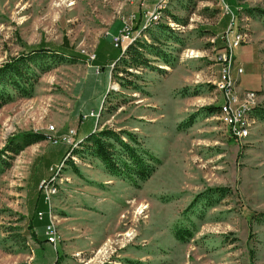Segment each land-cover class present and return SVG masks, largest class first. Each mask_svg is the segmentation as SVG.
Returning a JSON list of instances; mask_svg holds the SVG:
<instances>
[{"label": "rangeland", "instance_id": "1", "mask_svg": "<svg viewBox=\"0 0 264 264\" xmlns=\"http://www.w3.org/2000/svg\"><path fill=\"white\" fill-rule=\"evenodd\" d=\"M230 7L234 67L243 70L233 72L231 86L243 101L255 91L249 102L264 109V18L247 11L264 9V0H233ZM141 11L138 0H0V65L24 45L80 56L50 64L30 97L14 96L0 108V150L22 133L46 138L10 154L0 173V264H31L34 254L46 257L44 264L56 258L59 264H264V225L249 227L246 220L264 211V120L245 114L248 133L235 140L219 112L204 109L223 102L222 0H170L158 23L172 30L164 39L171 64L138 71L137 90L109 84L96 128L134 133L158 158L154 173L134 186L88 155L71 157L73 167L60 164L64 157L52 139L75 132L80 115L98 107L99 89L90 88L104 83L95 63L104 55L111 64L118 51L107 37L120 21L130 27ZM130 41L124 38L123 47ZM93 124L85 119L77 137ZM72 142L60 144L62 154ZM49 175L56 190L45 204L48 222L30 224L43 201L39 184ZM216 187L230 193L192 205ZM49 221L57 250L39 248L34 239L45 236ZM177 228L191 237L176 239Z\"/></svg>", "mask_w": 264, "mask_h": 264}, {"label": "trees", "instance_id": "2", "mask_svg": "<svg viewBox=\"0 0 264 264\" xmlns=\"http://www.w3.org/2000/svg\"><path fill=\"white\" fill-rule=\"evenodd\" d=\"M222 2L224 4L223 0ZM227 2L232 5L233 0H227ZM247 11L251 14L257 12L264 18V9H247ZM226 17L228 16L224 15L220 23H222ZM173 19L179 23L178 18L173 17ZM227 20L228 23H226L227 26L225 28L230 24L229 17ZM158 22L159 21H151L144 25L143 11L137 14L134 13L131 25L127 30L131 41L126 47H123V45L119 43L115 44L113 41L114 37L118 35L119 29L124 27L122 21H120L117 31L107 37L110 43L113 42L114 47H112L117 50L118 53L110 65L104 63V55L99 58V61H96L97 74L102 78L104 84L98 86L93 84L92 87L90 86V93L99 89L100 98L98 100V107L96 109L91 108L90 112L80 115V125L78 124V129L75 131L73 142L65 147L63 154L61 153L63 152L62 145L60 146V144L63 143H55L59 146L58 153L62 155V158H65L67 155L69 156L65 161H63V158L60 164L66 163L70 165V167H73L71 157L77 156L84 158L88 155L97 159L103 165L109 176L120 178L134 186L147 180L154 173L159 164V160L149 150L141 146L134 133L122 129L114 130L106 127L98 129L96 127L97 115L101 113L105 98L109 94L110 83H115L120 89L137 90L140 87L137 82V79L140 78L137 74L138 71L149 69L151 71L161 72L164 70L157 64L161 66H169L171 64L172 57L167 51L164 39L171 37L170 32L172 30L168 25ZM217 29L219 30L218 27ZM79 57V54H74L71 50H52L46 47L24 45V50L22 52L10 57L0 65V108L11 102L14 96L30 97L39 75L48 69L50 64L78 60ZM220 105H211L204 109L210 113L220 112ZM250 113H255V117L264 120V109H256V107H253ZM193 117L194 115H191L189 122H185V125L190 126ZM87 118H93L95 124L91 126L86 134L77 137L80 127ZM65 134H68V132ZM44 139H46L45 134L42 133H22L11 137L7 145L0 150V173L9 165L8 161L10 154L17 153L22 147ZM74 145L76 147H74ZM50 176L52 175L46 178ZM214 193H216L218 197H224L230 193V190L224 187L210 188L205 192L197 194L192 205L201 197L206 201H210L207 199L212 197ZM37 204H39L37 208L39 210L37 212L43 213L42 219H37L36 212L30 224H36V222L39 221L38 223H42L44 226V224L48 222V207L41 199ZM46 204L48 203L46 202ZM211 204L212 203H210V205ZM246 220L249 227L253 224L264 225V211L251 214ZM33 233L32 231V234ZM191 235V231L185 228H177L174 231L175 238L182 241L190 238ZM34 239L38 243L39 248L42 247L44 243L52 248L45 236L39 238L34 234ZM54 249L57 250V244ZM34 257L31 264H44L47 261V259H45L46 257H44V260L43 257L38 259L35 254ZM54 264H59V258H56Z\"/></svg>", "mask_w": 264, "mask_h": 264}, {"label": "built area", "instance_id": "3", "mask_svg": "<svg viewBox=\"0 0 264 264\" xmlns=\"http://www.w3.org/2000/svg\"><path fill=\"white\" fill-rule=\"evenodd\" d=\"M140 2V5L143 9V23H146L147 21L154 19L156 17V11L158 10V3L160 0H153L150 2L149 0H138ZM224 1V0H223ZM224 9H225V15L230 18V24L227 27V29L222 33L221 39L223 41V47L224 52L219 54L220 58V72L219 74L222 75V88H224V99L226 100L227 109H229V116H228V123H229V132L231 138L237 140V135L242 134L241 131V125L239 122V114L240 110H243V108L246 107H256L257 103H250V102H244L240 98V92L236 89L230 88V81L231 77L233 76V72L235 75H239L242 73V68L238 67L235 69L234 62H233V49L236 48V39H235V32L232 29L233 21H234V12L228 6V4L224 1ZM134 16V14H133ZM133 19V17H132ZM131 19V20H132ZM129 27H123L122 32L123 34H118L114 37L113 41L115 44L119 43L120 45H123L124 38L130 37V35L127 33ZM251 91L252 94H256L255 91ZM70 133V135H69ZM75 135L74 131H69L68 135L66 134L63 136H59L60 139H52V143H70V138H73ZM46 188H54V185H49V178L43 179L39 184V189L42 194L43 202L46 204ZM43 213L38 212L37 218L39 220L42 219ZM44 235L47 238V242L55 248V238L53 236V233H50V227L47 223L44 228Z\"/></svg>", "mask_w": 264, "mask_h": 264}, {"label": "bare ground", "instance_id": "4", "mask_svg": "<svg viewBox=\"0 0 264 264\" xmlns=\"http://www.w3.org/2000/svg\"><path fill=\"white\" fill-rule=\"evenodd\" d=\"M170 2V0H160V2L158 3V10L156 11V17H154V19H151L149 21H147L148 23L151 21L157 22L159 21L160 18V14L162 12V10L167 6V4ZM236 37L238 38V36L236 35ZM237 44V42H236ZM230 88H232L231 86V81H230ZM233 89V88H232ZM253 96L252 93L248 94V98L244 101V102H249V100L251 99V97ZM223 99H224V91H223ZM253 107H246L243 108V110H240V114H239V122L241 125V131L242 134L237 135V139L242 138L244 136H246L245 134L248 133V127L250 124H247V121L245 119V114H250V110ZM219 114L222 116L225 125L227 127V133L230 136V132H229V123H228V116H229V109H227V104H226V100H223V102L220 105V112ZM231 137V136H230ZM57 179V178H56ZM53 179H49V185H54V188H46V202L49 203V198L50 196L55 192L56 190V184L52 181ZM55 181V180H54ZM49 227H50V233H53V236L55 238V245L57 244V237H56V233L54 228L52 227L51 222L49 221Z\"/></svg>", "mask_w": 264, "mask_h": 264}, {"label": "crops", "instance_id": "5", "mask_svg": "<svg viewBox=\"0 0 264 264\" xmlns=\"http://www.w3.org/2000/svg\"><path fill=\"white\" fill-rule=\"evenodd\" d=\"M150 2H152L153 0H149ZM227 4H228V2L226 1V0H224ZM228 6H230L229 4H228ZM231 8V7H230Z\"/></svg>", "mask_w": 264, "mask_h": 264}]
</instances>
